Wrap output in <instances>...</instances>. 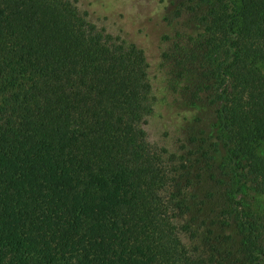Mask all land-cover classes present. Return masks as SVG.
Segmentation results:
<instances>
[{
    "label": "trees",
    "instance_id": "obj_1",
    "mask_svg": "<svg viewBox=\"0 0 264 264\" xmlns=\"http://www.w3.org/2000/svg\"><path fill=\"white\" fill-rule=\"evenodd\" d=\"M191 7L162 38L170 151L142 47L77 0H0V264H264V0Z\"/></svg>",
    "mask_w": 264,
    "mask_h": 264
},
{
    "label": "rangeland",
    "instance_id": "obj_2",
    "mask_svg": "<svg viewBox=\"0 0 264 264\" xmlns=\"http://www.w3.org/2000/svg\"><path fill=\"white\" fill-rule=\"evenodd\" d=\"M82 10L88 12L91 20L103 23L114 34H120L126 40L142 47L149 62V76L156 94L154 113L148 118L146 126L149 138L164 145L170 151H176L184 124L183 112L175 104L166 107L163 100L167 62L161 54L169 50L170 43L162 38L170 32V22L176 12L185 9L184 15L192 18L194 0H77ZM132 3H131V2ZM163 60V61H162ZM179 111H182L181 113ZM179 113V114H177Z\"/></svg>",
    "mask_w": 264,
    "mask_h": 264
}]
</instances>
